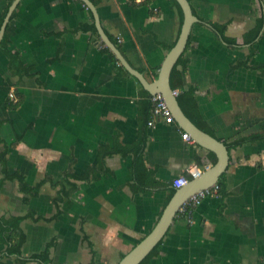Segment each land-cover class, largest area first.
Here are the masks:
<instances>
[{
  "label": "crops",
  "instance_id": "1",
  "mask_svg": "<svg viewBox=\"0 0 264 264\" xmlns=\"http://www.w3.org/2000/svg\"><path fill=\"white\" fill-rule=\"evenodd\" d=\"M13 1L0 0V22ZM98 1L107 36L148 82L156 80L183 25L172 0ZM188 1L198 22L186 69L180 67L185 84L196 88L213 137L242 143L229 149L224 195L206 197L193 225L176 216L146 264H264V138H254L264 135V27L254 42L245 41L264 19V0ZM14 12L6 31L18 59L0 50V217L31 211L50 218L57 210L53 184L71 187L66 173L83 174L100 147L138 144L146 89L103 51L101 37L83 28L92 12L77 0H21ZM214 23L225 25L236 43L223 41ZM12 90L17 104L9 100ZM145 133V164L164 187L134 191L133 155L118 152L96 180L69 178L78 190L61 203L58 219L22 222L25 256L56 240L51 264H118L158 223L174 179L214 165L212 151L188 144L182 135L189 132L176 119ZM18 175L31 186L44 181L40 195L23 193L13 179ZM5 250L0 244V256ZM2 264L17 263L5 256Z\"/></svg>",
  "mask_w": 264,
  "mask_h": 264
},
{
  "label": "trees",
  "instance_id": "2",
  "mask_svg": "<svg viewBox=\"0 0 264 264\" xmlns=\"http://www.w3.org/2000/svg\"><path fill=\"white\" fill-rule=\"evenodd\" d=\"M78 2L82 3L84 8H86L88 11L89 9L87 6L81 1L77 0ZM95 6L99 3L98 0H91ZM174 3V6L177 8V10L180 12L182 16V22H184V14L181 6L176 0H172ZM8 12V9L6 10L5 14L3 15L1 22H0V28L1 25L5 19V16ZM15 13V12H14ZM14 13L12 15V18L14 16ZM92 22L89 25H85L83 28L86 30H90L97 41H100V36L98 33V30L94 23L93 15L91 14ZM212 29L221 37L223 41L226 43L231 42L232 40L228 39L226 37V26L225 25H219V24H211ZM264 27V19H258L256 27L250 31V33L246 36L245 41L246 42H254L258 36L260 35L261 30ZM191 39V37H190ZM190 39L187 44V48L185 52L181 55L179 58L176 66L174 67L172 74H171V86L173 90H179V95L177 96L178 102L180 104V107L184 111V113L190 118V120L198 126L201 130L205 131L206 133L213 136V133L205 127L203 124V120L201 119L200 115V109L196 97V88L194 87H187L185 84V75L184 71L180 69L181 66L185 67L186 59L185 54L187 49L190 46ZM110 40L118 47V49H121L120 43L118 40L114 39L113 37H110ZM8 42L9 37L7 34V31L5 33L4 39L0 44V50L3 51L7 57L10 59V61H14L18 59V56L12 53V51L8 48ZM232 43H236V40H233ZM98 44H101L103 47V51L109 54L112 58L118 62L115 55L106 47L102 42H99ZM231 44V43H230ZM175 45V44H174ZM173 45V46H174ZM173 46L169 47L170 49L173 48ZM120 68L123 70L125 74H129L128 71L124 69L122 65H120ZM158 76V75H157ZM145 95L143 99V105L140 111L142 112L141 120L144 119V123H142L141 130L143 131V134L139 138L138 144L130 147L128 149H110L109 147H100V150L98 151V156L94 164L90 165L86 171L83 174H76L71 170L70 173H66L65 175V182L66 184H69L71 187L67 188L65 186V183H56L53 184V187L57 189V194L52 198V201L54 205L56 206L57 210L56 213L50 217H43V216H36L34 212H29L28 214L22 216H13L10 218H4L0 217V244H3L6 246V250L4 252V255L0 256V264L3 263V258L5 256L12 257L15 259L17 264H28L30 262H35L36 264H51L52 258H51V250L56 246V240L50 241L46 248L39 252L34 253L29 256H25L23 253V246L26 242V235L21 230V224L24 220L27 218H34L36 221H39L41 219H45L46 221H52L55 219H58L60 214L62 213V210L60 209L61 203L64 201L65 198L71 197L77 190L78 186L76 184H72L69 181L70 177H73L80 181H86V182H92L93 180H96L97 174L99 173H106L107 167H106V159L110 156H113L114 154L121 152L124 155L131 153L133 155V164H132V174H133V184L132 188L134 191H145V190H157L164 187L163 184L158 182L154 179L153 171L149 170L148 167L145 164L144 159V149H145V143L147 140L146 137V128L148 126V116L151 114L152 110V102L151 97L152 95L144 90ZM255 139L258 138H264V135L260 136H254ZM242 141H237L232 144H226L229 149L238 146L241 144ZM212 154V160L214 164L217 162V157L215 153ZM225 173L220 177L218 181V185L220 186V196L222 197L224 195L223 191L225 188ZM14 180H17L20 184V189L23 193L28 194L31 197H38L40 195V191L42 188V184L39 183L36 186L29 185L25 179L22 176H16L13 177ZM176 192V188L172 185L170 192H169V199L168 203L173 197V195ZM163 241V240H162ZM162 241L153 249V251L140 263V264H146L149 259H151L153 256L157 255L159 252V247L162 243ZM94 264V263H90Z\"/></svg>",
  "mask_w": 264,
  "mask_h": 264
},
{
  "label": "water",
  "instance_id": "3",
  "mask_svg": "<svg viewBox=\"0 0 264 264\" xmlns=\"http://www.w3.org/2000/svg\"><path fill=\"white\" fill-rule=\"evenodd\" d=\"M92 12L95 26L99 32L104 45L116 56L121 65L135 77L142 86L150 93H161L168 101L176 121L188 131L191 137L205 149L212 151L217 156V162L209 170L204 171L200 177L193 178L187 185L176 189L175 194L167 204L161 218L153 230L141 240L128 254H126L118 264H140L153 249L164 239L175 217L183 203L196 192L211 187L218 183L220 177L227 171L230 163V151L228 146L201 130L184 113L178 99L173 94L171 86V74L179 58L185 52L190 39L192 28L198 22L194 15L190 2L188 0H176L181 6L184 14V22L179 38L173 48L168 52L164 63L162 64L156 80L148 82L142 73L134 69L126 60L120 49L110 40L105 33L97 8L90 0H81ZM21 0H14L0 28V44L4 39L7 26L11 17Z\"/></svg>",
  "mask_w": 264,
  "mask_h": 264
},
{
  "label": "built area",
  "instance_id": "4",
  "mask_svg": "<svg viewBox=\"0 0 264 264\" xmlns=\"http://www.w3.org/2000/svg\"><path fill=\"white\" fill-rule=\"evenodd\" d=\"M137 1L141 2V0H137ZM179 93H180L179 90H173L174 96L177 97ZM8 96H9V100L12 103L15 104L19 103V98L13 90L10 91ZM151 102H152V110H151L150 119L148 120L149 127L151 128L155 127L156 124L159 122H165L167 124L175 122L173 111L163 94L161 93L153 94L151 97ZM182 137L188 144H196V141L191 137L189 133H184ZM211 167H212L211 165H207L204 167V169L189 168L186 170V173L184 175H181L176 179H174L173 186L176 189L182 188L185 185H187L191 179L200 177L204 171L209 170ZM177 181H183V183L178 184ZM208 196L220 197V186L218 184H215L211 187L200 190L195 194L191 195L180 207L176 216L183 218L188 225L195 224V218H194L195 209Z\"/></svg>",
  "mask_w": 264,
  "mask_h": 264
},
{
  "label": "clouds",
  "instance_id": "5",
  "mask_svg": "<svg viewBox=\"0 0 264 264\" xmlns=\"http://www.w3.org/2000/svg\"><path fill=\"white\" fill-rule=\"evenodd\" d=\"M177 183H178V184H181V183H183V181H177Z\"/></svg>",
  "mask_w": 264,
  "mask_h": 264
}]
</instances>
